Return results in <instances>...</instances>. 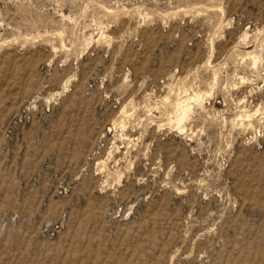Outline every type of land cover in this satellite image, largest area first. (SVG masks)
I'll return each mask as SVG.
<instances>
[{"label": "rangeland", "instance_id": "obj_1", "mask_svg": "<svg viewBox=\"0 0 264 264\" xmlns=\"http://www.w3.org/2000/svg\"><path fill=\"white\" fill-rule=\"evenodd\" d=\"M0 264H264V0H0Z\"/></svg>", "mask_w": 264, "mask_h": 264}, {"label": "bare ground", "instance_id": "obj_2", "mask_svg": "<svg viewBox=\"0 0 264 264\" xmlns=\"http://www.w3.org/2000/svg\"><path fill=\"white\" fill-rule=\"evenodd\" d=\"M256 62V58L254 57L253 59V65L255 64ZM200 97V95H196L194 96V98L190 97V99H194V100H198ZM189 99V100H190ZM187 100V99H186ZM188 101V100H187ZM187 101H180V103L177 104V108H179V115H177L175 118H174V122H175V126L180 130L181 129V124L182 122L187 118V114L190 110V107H189V104ZM244 111V110H243ZM257 111V110H256ZM255 111V112H256ZM242 112V111H241ZM249 112V111H248ZM254 114V113H253ZM252 114V115H253ZM246 115V114H245ZM244 115V116H245ZM251 116V114H247L245 117L246 119H248L249 117ZM235 118V117H234ZM240 118V117H239ZM235 121V120H234ZM240 122V121H239ZM242 122V121H241Z\"/></svg>", "mask_w": 264, "mask_h": 264}]
</instances>
